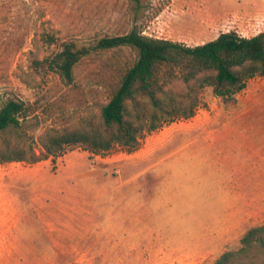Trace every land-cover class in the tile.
Wrapping results in <instances>:
<instances>
[{
    "label": "rangeland",
    "instance_id": "1",
    "mask_svg": "<svg viewBox=\"0 0 264 264\" xmlns=\"http://www.w3.org/2000/svg\"><path fill=\"white\" fill-rule=\"evenodd\" d=\"M133 31L188 46L251 38L264 33V0H0V109L32 104L45 118L36 136L99 115L137 53L86 58L74 83L48 62L64 42ZM197 98L194 117L143 130L135 151L80 144L0 165V264H215L241 250L264 225V77L232 99L213 87Z\"/></svg>",
    "mask_w": 264,
    "mask_h": 264
},
{
    "label": "trees",
    "instance_id": "2",
    "mask_svg": "<svg viewBox=\"0 0 264 264\" xmlns=\"http://www.w3.org/2000/svg\"><path fill=\"white\" fill-rule=\"evenodd\" d=\"M49 37L56 42L55 36ZM125 48L133 49L137 57L117 66L115 90L97 116H83L62 128L51 125L36 136L45 118L23 100L5 102L0 109V165L36 164L80 144L96 152L115 146L135 151L143 130L151 133L171 119L194 117L201 89L213 87L216 96L232 99L250 80L264 77V33L247 38L236 31L198 46L136 31L104 37L90 46L64 42L48 66L74 83L75 68L86 58ZM242 244L241 250L225 253L215 264H264V225L251 229Z\"/></svg>",
    "mask_w": 264,
    "mask_h": 264
},
{
    "label": "crops",
    "instance_id": "3",
    "mask_svg": "<svg viewBox=\"0 0 264 264\" xmlns=\"http://www.w3.org/2000/svg\"><path fill=\"white\" fill-rule=\"evenodd\" d=\"M161 18H163V14L158 18V19H160V20H164V18L163 19H161ZM177 22H179L178 20H176ZM168 23H171V25H173V23H172V20H168ZM144 34H147V36H151L152 34H150V33H148V32H143ZM160 39H162V38H160ZM165 40H169V39H165ZM215 40V39H214ZM170 41H172V40H170ZM213 41V40H212ZM174 42H176V41H174ZM203 44H205V43H201V44H199V45H203ZM196 46H198V45H196Z\"/></svg>",
    "mask_w": 264,
    "mask_h": 264
}]
</instances>
